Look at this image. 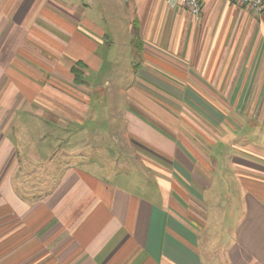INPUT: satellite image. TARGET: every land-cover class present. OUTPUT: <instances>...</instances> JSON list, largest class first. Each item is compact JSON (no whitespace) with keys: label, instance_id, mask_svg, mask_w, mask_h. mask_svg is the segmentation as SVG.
I'll return each mask as SVG.
<instances>
[{"label":"crops","instance_id":"obj_1","mask_svg":"<svg viewBox=\"0 0 264 264\" xmlns=\"http://www.w3.org/2000/svg\"><path fill=\"white\" fill-rule=\"evenodd\" d=\"M95 2L0 0V264H264V4Z\"/></svg>","mask_w":264,"mask_h":264},{"label":"rangeland","instance_id":"obj_2","mask_svg":"<svg viewBox=\"0 0 264 264\" xmlns=\"http://www.w3.org/2000/svg\"><path fill=\"white\" fill-rule=\"evenodd\" d=\"M110 0H96L94 6L96 7V10H100L102 11V15H103V25L106 27V28H109L110 25L112 24V21H110V15H115L116 14V8H115V5H111L109 4ZM124 4V3H123ZM125 10V9H124ZM111 13V14H110ZM115 13V14H114ZM106 20V22H105ZM105 68H109L111 66L109 65H106L104 66ZM121 67V65H118L117 68ZM105 70V69H104ZM131 72H128L126 74H130ZM105 74V72H104ZM130 76V75H129ZM102 77V76H101ZM105 76H103L102 78H104ZM106 80L105 79H100L97 78L96 82V85L98 86L97 89H99V92L101 94V98L104 100V103L107 105L109 103V94H111V91L114 89V90H120V88H117L118 85H127L129 87L133 86L134 83H136V81L134 80H131V79H127V80H124L123 82H113L111 81V79L107 80V82H105ZM264 84V82H263ZM96 89V90H97ZM263 89H264V85H263ZM98 92V91H97ZM117 92H115L114 94L116 95ZM105 94V96H104ZM263 94H264V91H263ZM146 97V98H145ZM145 100H146V105L150 108V109H153V107H156V106H160V103H159V99L153 95H151L150 97L148 96H145ZM173 99H175L174 97H172ZM116 101H117V104H123V99H126L121 93L119 95V97L117 96L116 98ZM129 99V98H128ZM168 99H171L168 97ZM220 100L223 102V104L227 105V104H230L232 103L233 100H236V105H241L242 106H246V105H250L253 106V105H257V106H263V109H264V95L263 96H260L258 98H241V102L238 103V99L240 98H232V97H219V98H215L214 100ZM136 100V98H135ZM140 100V98H139ZM108 106V105H107ZM261 110V111H264V110ZM234 111V110H233ZM259 111V113H254V115L256 114L257 116H261L262 117V129H261V133H262V145H263V149H264V112H261ZM231 116V119L232 120H235V122H239V120L241 119L240 117H242V113H230L229 114ZM234 115V116H233ZM253 115V114H252ZM253 123L250 124L248 123L244 132L249 136V135H256V132L254 131V127L255 125H257L258 123V118H254L253 119ZM236 136H239V134L237 133ZM237 138V137H236ZM248 141H249V138H248ZM257 142H259V137L256 139ZM59 147V146H58ZM111 147V145H110ZM61 148H62V145H61ZM59 156H58V159L61 160L62 159V151L59 150ZM58 155V154H56ZM56 161H58L56 159ZM203 246V245H202ZM216 246H217V242H208V244L204 245V248H205V251L207 252L206 254H208L207 256L210 257L209 258H212L213 255L217 252V249H216Z\"/></svg>","mask_w":264,"mask_h":264},{"label":"built area","instance_id":"obj_3","mask_svg":"<svg viewBox=\"0 0 264 264\" xmlns=\"http://www.w3.org/2000/svg\"><path fill=\"white\" fill-rule=\"evenodd\" d=\"M239 4L253 12H260L263 8L264 0H237ZM171 6L179 4L185 8L193 17L199 19L201 13L200 0H170Z\"/></svg>","mask_w":264,"mask_h":264},{"label":"trees","instance_id":"obj_4","mask_svg":"<svg viewBox=\"0 0 264 264\" xmlns=\"http://www.w3.org/2000/svg\"><path fill=\"white\" fill-rule=\"evenodd\" d=\"M74 74H75V76L78 75V74H77V70H76V68H74Z\"/></svg>","mask_w":264,"mask_h":264}]
</instances>
